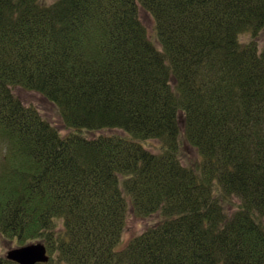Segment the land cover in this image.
Wrapping results in <instances>:
<instances>
[{
  "label": "trees",
  "instance_id": "1",
  "mask_svg": "<svg viewBox=\"0 0 264 264\" xmlns=\"http://www.w3.org/2000/svg\"><path fill=\"white\" fill-rule=\"evenodd\" d=\"M0 143V247L264 264V0H0ZM131 215L147 227L123 246Z\"/></svg>",
  "mask_w": 264,
  "mask_h": 264
},
{
  "label": "rangeland",
  "instance_id": "2",
  "mask_svg": "<svg viewBox=\"0 0 264 264\" xmlns=\"http://www.w3.org/2000/svg\"><path fill=\"white\" fill-rule=\"evenodd\" d=\"M49 1V0H48ZM140 17L142 22L144 23L145 27L148 30V33L152 40H155V20L152 17V15L147 12L144 9H141L140 11ZM250 37H243L242 40L246 41L249 40ZM14 93L16 96L20 98L25 104L27 105H33L35 106L43 115L44 118H46L50 123L54 124V126L59 130V132L62 135H67L69 133L68 129L64 126V124L61 121V118L59 116V113L56 109V107L49 103L44 97H42L37 92L28 91L22 88H16L14 89ZM115 131H106V133H113ZM92 136V135H90ZM3 147L0 143V163L2 161L3 156ZM2 150V151H1ZM185 154L189 158H196V153L193 149L188 147L187 145L184 146ZM148 221H145L144 219H140L134 216H130L128 219V226L127 231L125 233V236L123 238V246L127 245L128 242L139 235L146 227H147ZM37 243V242H35ZM19 247L17 244H14L13 242H4L2 244V247H0V253L6 255L9 250L12 248Z\"/></svg>",
  "mask_w": 264,
  "mask_h": 264
},
{
  "label": "water",
  "instance_id": "3",
  "mask_svg": "<svg viewBox=\"0 0 264 264\" xmlns=\"http://www.w3.org/2000/svg\"><path fill=\"white\" fill-rule=\"evenodd\" d=\"M7 258L18 264L47 263L50 260L47 254V248L42 243L12 249L8 252Z\"/></svg>",
  "mask_w": 264,
  "mask_h": 264
}]
</instances>
